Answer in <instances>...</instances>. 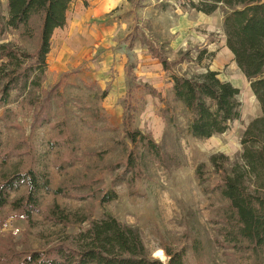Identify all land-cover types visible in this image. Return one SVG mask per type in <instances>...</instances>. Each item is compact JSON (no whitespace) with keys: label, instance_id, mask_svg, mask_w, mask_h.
Wrapping results in <instances>:
<instances>
[{"label":"rangeland","instance_id":"rangeland-1","mask_svg":"<svg viewBox=\"0 0 264 264\" xmlns=\"http://www.w3.org/2000/svg\"><path fill=\"white\" fill-rule=\"evenodd\" d=\"M73 0L67 25L52 37L43 89L59 85L63 105L54 106L52 125L32 128L33 110L16 101L0 105V135L5 164L1 175L33 168L47 173L50 187L59 194L40 191V208L30 221L10 216L0 234L11 238L17 250H45L52 245H73L74 236L91 221L110 214L136 228L153 259L162 250L186 249L187 264H257L249 253L224 244L226 202L203 189L216 180L209 158L223 153L230 158L240 151V139L247 124L260 117V107L248 81L225 47L223 13L204 15L190 8L191 0ZM151 39L171 60L188 46H206L214 57L205 64L219 78L239 90L240 118L221 135L198 140L184 132L186 117L182 106L172 101L169 75L153 60L144 45ZM14 41L32 52L34 42ZM180 72H201L202 68L181 64ZM148 84L160 95L151 98L135 86ZM163 102H160V100ZM130 102L131 129L149 134L155 142L165 141L175 149L181 166L163 172L151 161L143 177L131 187L119 182L123 166L133 149L124 137V108ZM169 109L182 129L166 131L161 118ZM136 154L141 149L135 150ZM204 164L205 186L200 187L196 168ZM113 189L117 199L101 205L99 197ZM25 188L11 193L17 199ZM201 241L198 260L192 251L193 238ZM224 245V246H221ZM224 247V248H223ZM226 247V248H225ZM264 264V251H263Z\"/></svg>","mask_w":264,"mask_h":264},{"label":"trees","instance_id":"trees-1","mask_svg":"<svg viewBox=\"0 0 264 264\" xmlns=\"http://www.w3.org/2000/svg\"><path fill=\"white\" fill-rule=\"evenodd\" d=\"M138 5L136 0H127ZM73 0H0V105L7 106L15 94L21 105L33 110L32 128L52 123L53 107L63 105L59 85L43 89L47 72V57L51 51L52 37L56 30L67 25V13ZM191 9L204 15L220 10L223 13L225 47L233 62L250 85V90L260 105L262 115L252 119L240 139L241 151L234 157L223 153L209 158L211 173L216 176L206 185V194H218L226 202L224 223L231 227L224 233V244L237 252H249L257 264H263L264 251V0H191ZM13 35L21 41L34 42V50H25L20 43L2 42ZM150 57L157 61L162 71L169 75L172 101L182 106L186 117L184 132L198 140L209 139L226 133L233 122L240 118L239 90L230 82L219 78L207 61L214 57L206 46H188L178 51L171 61L151 39L144 42ZM181 64L197 66L201 72H180ZM151 98L159 93L144 83L135 86ZM160 102L161 99H159ZM124 137L132 144L119 182L128 187L143 177L148 161L163 172L181 166L175 149L165 141L155 142L149 134L131 129L129 120L131 103L124 108ZM165 129L180 133L177 118L169 109L161 114ZM0 135V161L2 153ZM138 148L140 154H136ZM204 164L196 168L200 187L205 186ZM0 180V227L10 216H1L8 208L14 216L30 221L40 208L37 195L40 191L59 194L50 187L47 173L29 168L24 172L2 174ZM25 188V193L11 199V193ZM111 189L99 197L101 205L116 200ZM10 236L0 234V264H187L186 249H166L167 262L149 256L139 231L123 224L110 214L91 221L86 230L74 236L73 245L58 243L45 250H17ZM224 246V245H221ZM192 251L198 260L202 255L201 241L193 238ZM224 248V247H223ZM226 248V247H225Z\"/></svg>","mask_w":264,"mask_h":264},{"label":"bare ground","instance_id":"bare-ground-1","mask_svg":"<svg viewBox=\"0 0 264 264\" xmlns=\"http://www.w3.org/2000/svg\"><path fill=\"white\" fill-rule=\"evenodd\" d=\"M155 256L160 259L161 261H164L166 259L164 253L162 250H158L155 252Z\"/></svg>","mask_w":264,"mask_h":264},{"label":"water","instance_id":"water-1","mask_svg":"<svg viewBox=\"0 0 264 264\" xmlns=\"http://www.w3.org/2000/svg\"><path fill=\"white\" fill-rule=\"evenodd\" d=\"M249 84V83H248ZM259 107H260V105H259ZM262 115V112H261V108H260V116Z\"/></svg>","mask_w":264,"mask_h":264},{"label":"crops","instance_id":"crops-1","mask_svg":"<svg viewBox=\"0 0 264 264\" xmlns=\"http://www.w3.org/2000/svg\"><path fill=\"white\" fill-rule=\"evenodd\" d=\"M61 30H62V29L56 30L55 33H56L57 31H61ZM55 33H54V34H55Z\"/></svg>","mask_w":264,"mask_h":264}]
</instances>
